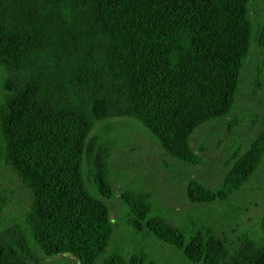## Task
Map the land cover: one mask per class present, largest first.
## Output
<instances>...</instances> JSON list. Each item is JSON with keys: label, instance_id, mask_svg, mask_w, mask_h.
I'll use <instances>...</instances> for the list:
<instances>
[{"label": "trees", "instance_id": "1", "mask_svg": "<svg viewBox=\"0 0 264 264\" xmlns=\"http://www.w3.org/2000/svg\"><path fill=\"white\" fill-rule=\"evenodd\" d=\"M251 0H0V162L29 190L20 219L0 224V264L70 253L79 264H157L111 247V146L91 133L111 116L139 120L172 157L196 164L194 130L234 108L253 41ZM264 157V115L233 149L219 184L185 185L194 204H228ZM124 220L187 264H264L259 230L232 236L214 215L175 220L150 190L126 187ZM5 199L0 195L1 211ZM264 205V194H263ZM224 221L223 217H221ZM158 264H170L159 262Z\"/></svg>", "mask_w": 264, "mask_h": 264}, {"label": "rangeland", "instance_id": "2", "mask_svg": "<svg viewBox=\"0 0 264 264\" xmlns=\"http://www.w3.org/2000/svg\"><path fill=\"white\" fill-rule=\"evenodd\" d=\"M250 13L254 28L264 23V0H251ZM262 51L253 41L240 77V89L232 111L221 119L199 125L190 137V145L199 154L196 164L184 163L169 155L143 124L129 116H111L96 121L91 133L108 141L113 196L106 198L114 219L111 247L123 246L127 257L143 249L147 260L187 264L177 251L150 235L135 233L125 222L128 207L121 199L126 187L150 190L158 209L175 220L198 215H214L232 236L259 230L264 212V157L253 177L237 190L228 204L214 206L194 204L185 193L190 177L210 186L219 184L230 152L247 143L260 128L264 115V68ZM0 195L6 203L1 211L0 224L7 225L20 219L30 204L29 190L9 166L0 162ZM223 217L224 221H222ZM37 264H79L70 253L44 257Z\"/></svg>", "mask_w": 264, "mask_h": 264}]
</instances>
